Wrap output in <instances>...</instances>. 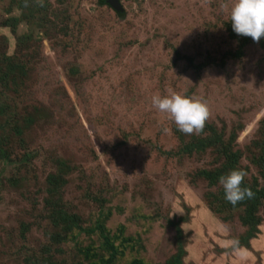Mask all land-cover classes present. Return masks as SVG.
Instances as JSON below:
<instances>
[{
    "label": "rangeland",
    "instance_id": "rangeland-1",
    "mask_svg": "<svg viewBox=\"0 0 264 264\" xmlns=\"http://www.w3.org/2000/svg\"><path fill=\"white\" fill-rule=\"evenodd\" d=\"M111 1L0 0V264H264V199L218 183L264 188L262 38L234 0ZM172 94L207 105L199 134L152 107Z\"/></svg>",
    "mask_w": 264,
    "mask_h": 264
},
{
    "label": "clouds",
    "instance_id": "clouds-1",
    "mask_svg": "<svg viewBox=\"0 0 264 264\" xmlns=\"http://www.w3.org/2000/svg\"><path fill=\"white\" fill-rule=\"evenodd\" d=\"M229 18L235 34L251 37L253 42L264 38V0H234ZM151 104L157 111L167 114L177 130L189 135L199 134L209 115L205 103L180 94L154 95ZM245 176L242 169H233L218 178L224 199L233 206L253 195L249 188L242 187Z\"/></svg>",
    "mask_w": 264,
    "mask_h": 264
},
{
    "label": "trees",
    "instance_id": "trees-1",
    "mask_svg": "<svg viewBox=\"0 0 264 264\" xmlns=\"http://www.w3.org/2000/svg\"><path fill=\"white\" fill-rule=\"evenodd\" d=\"M100 2L102 3H108L107 1L108 0H99ZM112 5V4H111ZM113 6V5H112ZM251 37H245L244 38V41H243V44L241 47H245L249 42H251ZM261 42H264V38H262V41ZM5 61H8V62H11V63H15V57L14 56H10V57H7L5 59ZM16 64H18V66H20L21 64L19 62H16ZM23 69V68H22ZM26 74V71L24 72ZM207 146H213V147H216V138H214L213 136H211V139H207V140H196L195 142H188L186 144H184V150L186 152H193V151H203L206 149ZM0 157H2L3 159H6V158H9V153L7 151H5L4 153L1 152V149H0ZM234 158H232V164L233 165H237L238 164V157L236 155L233 156ZM65 160V159H64ZM64 160H61V163H67L69 164L68 161H64ZM70 165V164H69ZM259 167L261 169V175L264 179V159H261L259 161ZM237 169V168H236ZM199 176H202L203 178H205L206 180H208L210 183H215L216 182V178H217V173H216V170L215 169H211V168H205L204 170H201L199 172ZM52 182V181H51ZM242 187H247L251 190L252 192V197L251 198H245L243 201V205H247L248 202H251V201H256V200H262L264 199V188H262L261 190H258V189H251L245 182L244 180L242 181ZM55 215H57V219L59 221V223H57L58 225H61L62 226V229L65 230V225L67 223V215L62 213V212H59V211H56ZM252 214H250L245 223L246 224H249V218L251 217Z\"/></svg>",
    "mask_w": 264,
    "mask_h": 264
},
{
    "label": "water",
    "instance_id": "water-1",
    "mask_svg": "<svg viewBox=\"0 0 264 264\" xmlns=\"http://www.w3.org/2000/svg\"><path fill=\"white\" fill-rule=\"evenodd\" d=\"M112 2V5L114 6V7H117L116 5H115V2H114V0L113 1H111Z\"/></svg>",
    "mask_w": 264,
    "mask_h": 264
}]
</instances>
